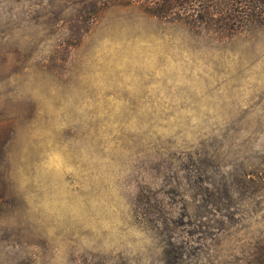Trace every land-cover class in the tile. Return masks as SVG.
<instances>
[{
    "label": "rangeland",
    "instance_id": "1",
    "mask_svg": "<svg viewBox=\"0 0 264 264\" xmlns=\"http://www.w3.org/2000/svg\"><path fill=\"white\" fill-rule=\"evenodd\" d=\"M0 264H264V27L0 0Z\"/></svg>",
    "mask_w": 264,
    "mask_h": 264
},
{
    "label": "trees",
    "instance_id": "2",
    "mask_svg": "<svg viewBox=\"0 0 264 264\" xmlns=\"http://www.w3.org/2000/svg\"><path fill=\"white\" fill-rule=\"evenodd\" d=\"M148 13L184 21L192 29L231 37L264 27V0H140Z\"/></svg>",
    "mask_w": 264,
    "mask_h": 264
}]
</instances>
